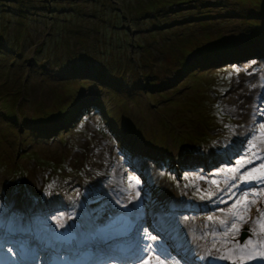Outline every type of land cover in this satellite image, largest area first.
Segmentation results:
<instances>
[{"label":"rangeland","instance_id":"1","mask_svg":"<svg viewBox=\"0 0 264 264\" xmlns=\"http://www.w3.org/2000/svg\"><path fill=\"white\" fill-rule=\"evenodd\" d=\"M206 1L212 18L193 20L202 0H0V264L70 258L38 227L120 209L129 176L137 244L78 238L87 264L138 263L145 227L180 264H202L186 234L229 244L252 209L264 248V15L243 18L264 0Z\"/></svg>","mask_w":264,"mask_h":264},{"label":"bare ground","instance_id":"2","mask_svg":"<svg viewBox=\"0 0 264 264\" xmlns=\"http://www.w3.org/2000/svg\"><path fill=\"white\" fill-rule=\"evenodd\" d=\"M142 193V192H141ZM134 194H132L133 196ZM143 195V194H142ZM144 196V195H143ZM261 199H263V202H264V194L261 195ZM108 201V200H107ZM125 205H127L126 207L123 206V207H120V209H116L115 212H118V211H122V212H125V213H128V212H131V210L133 209V207L131 206L130 204V201L126 202ZM96 207V206H95ZM93 208V207H92ZM91 210V209H90ZM112 212V209H109V207H107L104 212L102 214H107V213H110ZM86 214V213H85ZM101 214V213H100ZM104 215H99V216H102L104 217ZM249 217H251L250 219H248L247 223L244 221L243 222V225H244V229L246 230V233H247V236L248 235H251L249 237V239H247L248 241L246 243H244L243 245H246L245 248H241V245L237 242V239L236 238H232L230 237L229 240L230 242H228L231 246V249L232 251H229V249H227V251H224L221 250L220 247H223L225 246V244L223 243H219V244H222L220 246H216L215 245V248L213 247L214 244H212L211 242L209 241H206L204 239H196V238H193V239H190V240H187V234L185 236V239L184 241L180 242L182 248H188L189 250V253L192 254H198L199 255H202L201 257V262L202 264H214L212 262H209V257H211L212 255H218L219 253H223L224 255H221V256H224L225 258L224 259H221V260H226V264H245V261L248 262V264H264V260H261V259H249L247 253L249 252H253L254 248H255V242L252 240L253 239V235L251 233H248L250 232V230L252 229L254 223H255V220H256V212L252 209L251 212L249 213L248 215ZM88 217V216H87ZM90 217V216H89ZM134 217L139 221L141 220V215H134ZM99 219V218H98ZM108 218H106L103 222H101L102 224L107 221ZM165 219V218H164ZM17 221V220H16ZM44 221V220H43ZM49 221V220H48ZM11 222V221H9ZM14 222V221H13ZM35 222V221H34ZM38 222V221H37ZM94 222V219H84L83 216L81 217H78V218H74L72 220H69V219H66V223L67 224H70V223H73V225H75L77 228L80 229V232L81 234H85V232L87 230H89V228L92 227V224ZM26 223V222H25ZM65 223V222H64ZM168 223V221H167ZM39 224V223H38ZM174 224V223H173ZM30 225V224H29ZM35 225V224H34ZM169 226L170 227H166L165 224H163V222H161V228H163L165 231H167L169 228H173L171 226V223H169ZM67 227H70V230H73L72 226L71 225H65V227L63 228H67ZM21 228V227H20ZM63 228H60V227H57L56 228V225L53 227V230H55L53 232V236L56 237V234L57 231H61ZM159 228V227H158ZM181 228V227H180ZM185 228V227H184ZM182 229V228H181ZM23 230V229H22ZM185 230V229H184ZM186 231L188 232V227L186 229ZM174 231H171L170 233H173ZM52 233H49V235L51 236ZM238 233H236L235 235H237ZM190 235V234H188ZM184 236V235H183ZM192 236V235H191ZM43 237V241H46V238H48L47 236H42ZM229 237V236H228ZM56 238H61L60 235H58V237ZM42 239V238H40ZM175 239V238H174ZM207 239V238H206ZM50 240V239H49ZM258 240V239H257ZM261 241V240H260ZM34 242V241H33ZM47 242V241H46ZM28 244V243H27ZM36 244V243H35ZM258 244V243H257ZM46 244H42L40 245V248H46L45 246ZM48 245V244H47ZM52 245H54V247H57V245H55V243H53ZM254 245V247H253ZM47 249V248H46ZM50 249V247H49ZM211 250V255H208L209 251ZM45 251V250H44ZM261 251H264V248L261 250ZM259 252V251H257ZM22 254V252H21ZM214 257V256H212ZM171 260V261H174V264H180L179 261L177 260L176 257H170L169 259H165V264H168V261ZM159 264L158 261H155V258L153 257L152 259V262H150V264ZM127 264V263H125ZM135 264H138V263H135Z\"/></svg>","mask_w":264,"mask_h":264},{"label":"snow or ice","instance_id":"3","mask_svg":"<svg viewBox=\"0 0 264 264\" xmlns=\"http://www.w3.org/2000/svg\"><path fill=\"white\" fill-rule=\"evenodd\" d=\"M262 128H264V124L261 125ZM261 167H264V165H261ZM251 171H256L255 169L251 170ZM249 177L251 176V172L248 173ZM129 181H133L135 180L134 184H129L130 188H136L137 191L135 192V196H131L129 195L128 199L129 201L135 200L137 198H139L140 196V191L138 190V186L140 184L139 178L137 177H132L129 176L128 177ZM247 182H251V179L248 180ZM209 197H211V193L208 194ZM248 196V193L244 194V198L246 199ZM117 203H119V201H117ZM239 203V201H238ZM251 203H255V201H251ZM125 207L127 205H124ZM261 217H264V210L261 211ZM71 218V217H70ZM209 220H212L213 217H208ZM240 219H243V217H240ZM246 223L248 221H245ZM221 224H226L227 221L221 220L220 221ZM58 227L63 228L65 227L64 223L58 222ZM261 227H264V225H261ZM232 228H236V224L233 222L231 224V228L228 229V231H231ZM237 231H239V229H237ZM225 236H227V232L224 233ZM137 236L139 238V240L141 241L139 243V253L143 255L142 259L138 258V264H150V262H152L153 257H155V261H158L159 264H165V259L161 254H157V245H158V236L152 234L148 228H142L140 230H138L137 232ZM142 241H149L148 243H143ZM4 241L0 240V249L3 248L4 246ZM215 248V245L213 246ZM246 245H241V248H245ZM229 251H232V249H229ZM7 252L12 253L13 255H15L16 253L14 252L12 247H7ZM208 255H211V250L209 251ZM249 259H261L264 260V251H259L257 252L256 250H253V252H249L247 253ZM220 259H224V256H220ZM203 259V257H202ZM168 264H174V261L169 260ZM245 264H248L247 261H245Z\"/></svg>","mask_w":264,"mask_h":264},{"label":"trees","instance_id":"4","mask_svg":"<svg viewBox=\"0 0 264 264\" xmlns=\"http://www.w3.org/2000/svg\"><path fill=\"white\" fill-rule=\"evenodd\" d=\"M195 1H198V0H195ZM235 1H237V0H235ZM237 2H239V0L237 1ZM264 2V1H263ZM182 3H184L183 1H176V2H172V3H170L169 5H166V6H173V5H178V4H182ZM240 3V2H239ZM207 4H209V2H207L206 0H202V3H200V4H198V5H196L197 7H195V10L194 11H192L191 13H190V18L191 19H199V18H202V17H206V16H209V18H212V15L211 14H209L208 12L209 11H207L206 10V5ZM244 6H246V8H247V12H245L244 14H243V18L245 17V15H247L246 16V20L248 19V21L249 22H251L252 20L251 19H253L254 18V16L257 14L256 12H258L259 14H262V15H264V5L263 4H260V6H263V7H260L259 8V6L258 5H256V4H252V3H246V4H243ZM204 7V8H203ZM158 9V8H157ZM169 9V8H168ZM260 9V10H259ZM149 10H150V13L152 14L151 15V17L149 18V17H147V18H149V22H151L153 25H155V23L157 22V21H160V17H163L164 16V14L166 13V10L164 9V7L162 8V9H160L159 10V12H158V10H154V11H152V9H150L149 8ZM249 12V13H248ZM147 13V12H146ZM146 13H144V14H146ZM168 13V12H167ZM166 13V14H167ZM161 15H163V16H161ZM164 17H167V16H164ZM193 22H195V21H192V23ZM211 23L212 21H203V22H199V24L201 25V24H207V23ZM198 24V25H199ZM174 27V26H173ZM176 28V27H175ZM174 28V29H175ZM178 28V27H177ZM165 31H168V30H165ZM164 31V32H165ZM180 35H182V36H184L183 34H180ZM187 40H188V38L187 37H184L183 38V42L184 43H186L187 42ZM165 42V41H164ZM182 40H179L178 41V43L176 44V47H178V48H180L181 46L180 45H182ZM183 43V44H184ZM137 44H139V42L137 41ZM139 46H140V44H139ZM180 46V47H179ZM182 49V48H181ZM181 54H183V55H185L186 53H182L181 52ZM134 61H135V59H134ZM137 64V63H136ZM138 65V64H137ZM183 65H185V64H183ZM183 65H181V67H183ZM185 68V67H184ZM140 74H144L143 73V70L141 71V73ZM145 76L147 75V74H144ZM151 75V74H150ZM152 76V75H151ZM53 114H55V113H53ZM53 114H52V116H53ZM56 115V114H55ZM54 115V116H55ZM39 123H43V124H46L45 122H39Z\"/></svg>","mask_w":264,"mask_h":264},{"label":"water","instance_id":"5","mask_svg":"<svg viewBox=\"0 0 264 264\" xmlns=\"http://www.w3.org/2000/svg\"><path fill=\"white\" fill-rule=\"evenodd\" d=\"M245 236H246V232H242V233H241V237H242V238H245Z\"/></svg>","mask_w":264,"mask_h":264}]
</instances>
